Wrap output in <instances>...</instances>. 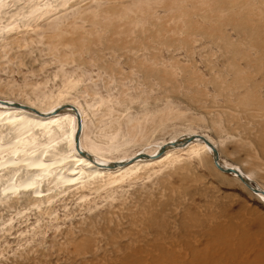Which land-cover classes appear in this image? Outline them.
<instances>
[{
  "label": "rangeland",
  "instance_id": "obj_1",
  "mask_svg": "<svg viewBox=\"0 0 264 264\" xmlns=\"http://www.w3.org/2000/svg\"><path fill=\"white\" fill-rule=\"evenodd\" d=\"M38 1L22 26L33 2L0 0V99L61 92L113 163L208 137L264 190V0ZM178 156L82 199L0 200V264H264V203L206 152Z\"/></svg>",
  "mask_w": 264,
  "mask_h": 264
},
{
  "label": "bare ground",
  "instance_id": "obj_2",
  "mask_svg": "<svg viewBox=\"0 0 264 264\" xmlns=\"http://www.w3.org/2000/svg\"><path fill=\"white\" fill-rule=\"evenodd\" d=\"M28 1L33 4L27 6V12L22 15L23 19L19 17L23 20L22 26L30 20L41 18L51 10L50 5L41 6L38 0ZM56 1L59 6L66 4L65 0ZM2 8L4 5L0 3V12ZM61 94L59 92L50 97L53 102L42 108L0 99V200H8L13 195L18 197L20 194L22 205L28 208L29 204H32L41 208L54 198L66 196L67 193L73 195L72 198L82 199L87 196L86 191L91 194L101 188H91L96 181L113 184L126 178L137 177L143 171H153L157 166L162 168L177 161L181 157L178 156L180 153L195 156L204 151L211 156L213 166L219 172L213 162L211 149L198 138L201 135L197 134H185L177 139L155 144L144 152L135 154L132 159L123 158L113 164V161L104 156L108 151L103 148L107 142L103 141L101 134L84 139L87 121L85 107L82 104L59 103ZM189 136L194 139L182 143L184 137ZM201 137L207 139L217 150L210 138ZM104 138L111 136L104 134ZM217 156L220 164L238 170L244 177L252 180L239 167L221 162L218 150ZM230 175L242 183L235 174ZM257 189L256 192L251 189L250 191L264 203V190L258 185Z\"/></svg>",
  "mask_w": 264,
  "mask_h": 264
},
{
  "label": "water",
  "instance_id": "obj_3",
  "mask_svg": "<svg viewBox=\"0 0 264 264\" xmlns=\"http://www.w3.org/2000/svg\"><path fill=\"white\" fill-rule=\"evenodd\" d=\"M0 103H1V100H0ZM19 105V104H17ZM79 129H80V125H79ZM199 139H201V141H203L212 151L213 153V162H215V165L217 166V168L219 169V171L223 172V173H227V174H235L236 177L251 191L253 192H256L258 189H257V185L255 183H253L252 180H250L248 177H244L238 170H235V169H232V168H229V167H225L223 164H220L219 163V159H218V156H217V150L211 145V143H209V141L207 139H205L204 137H201L199 136L198 137ZM192 139H194L192 136H189V137H184V139L182 140V143H185V142H190L192 141ZM76 142L78 144V135L76 137ZM177 144V143H175ZM78 146V145H77ZM165 148L162 147L160 149V151H162L163 149ZM159 151V152H160ZM114 164V163H113ZM113 164L111 166H113Z\"/></svg>",
  "mask_w": 264,
  "mask_h": 264
}]
</instances>
